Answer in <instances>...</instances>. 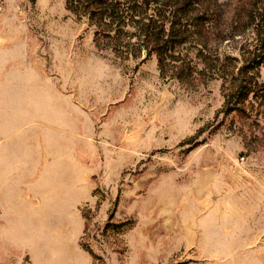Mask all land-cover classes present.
<instances>
[{
    "label": "rangeland",
    "instance_id": "obj_1",
    "mask_svg": "<svg viewBox=\"0 0 264 264\" xmlns=\"http://www.w3.org/2000/svg\"><path fill=\"white\" fill-rule=\"evenodd\" d=\"M118 26L0 0V264H264V106L226 103L253 25L163 71Z\"/></svg>",
    "mask_w": 264,
    "mask_h": 264
},
{
    "label": "trees",
    "instance_id": "obj_2",
    "mask_svg": "<svg viewBox=\"0 0 264 264\" xmlns=\"http://www.w3.org/2000/svg\"><path fill=\"white\" fill-rule=\"evenodd\" d=\"M122 4H125L124 9H121ZM66 5L71 12L80 11L106 30L116 24L120 32V25H132L134 36L148 50L147 55H155L162 71L178 61L175 51L185 42L195 41L199 56L205 61L208 54L204 52L213 43L232 42L252 24L257 43L252 57L238 67L236 73L232 69L228 71L226 103L231 105L230 111L243 117L249 116L248 97L251 104L258 102L259 106H264V81L258 80V71H251L252 61H264V0H66ZM105 35L109 37L108 31ZM232 60L235 59L226 57V61L231 63ZM172 70L177 71L173 73L177 78L182 73L191 74L184 65L183 68L174 66ZM260 113H264V109Z\"/></svg>",
    "mask_w": 264,
    "mask_h": 264
}]
</instances>
